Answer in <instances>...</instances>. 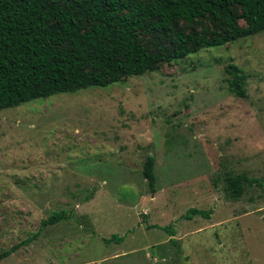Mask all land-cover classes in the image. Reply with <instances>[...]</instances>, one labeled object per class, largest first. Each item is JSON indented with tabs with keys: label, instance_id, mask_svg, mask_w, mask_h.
<instances>
[{
	"label": "rangeland",
	"instance_id": "rangeland-1",
	"mask_svg": "<svg viewBox=\"0 0 264 264\" xmlns=\"http://www.w3.org/2000/svg\"><path fill=\"white\" fill-rule=\"evenodd\" d=\"M227 171L264 181V32L0 110V264H264V186L233 198ZM54 210L72 218L41 228Z\"/></svg>",
	"mask_w": 264,
	"mask_h": 264
},
{
	"label": "trees",
	"instance_id": "trees-1",
	"mask_svg": "<svg viewBox=\"0 0 264 264\" xmlns=\"http://www.w3.org/2000/svg\"><path fill=\"white\" fill-rule=\"evenodd\" d=\"M205 20L212 29L203 26L199 31L196 25ZM181 23L191 26L190 31ZM260 32L264 0H0V110L58 93L106 87L201 48L221 47ZM143 35L155 37V48ZM226 72L230 91L245 97V71L231 63ZM155 164L149 155L143 170L152 191ZM224 180L233 198L247 188L264 186L263 180L232 171ZM213 212L190 208L186 217L210 218ZM71 218L67 210H54L41 228ZM163 228L176 234L171 226ZM112 239L124 238L112 235L106 242Z\"/></svg>",
	"mask_w": 264,
	"mask_h": 264
}]
</instances>
